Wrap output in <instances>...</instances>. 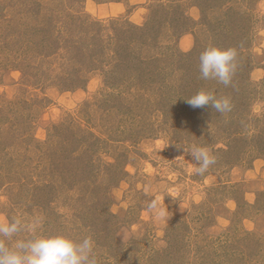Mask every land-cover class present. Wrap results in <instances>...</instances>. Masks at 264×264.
I'll use <instances>...</instances> for the list:
<instances>
[{"label": "rangeland", "instance_id": "rangeland-1", "mask_svg": "<svg viewBox=\"0 0 264 264\" xmlns=\"http://www.w3.org/2000/svg\"><path fill=\"white\" fill-rule=\"evenodd\" d=\"M195 1L178 35L152 13L169 0H0V218L90 236L98 264H264V0H220L208 26ZM210 46L237 50L231 85L201 77ZM200 90L231 112L191 107ZM189 139L216 157L203 175Z\"/></svg>", "mask_w": 264, "mask_h": 264}, {"label": "clouds", "instance_id": "clouds-1", "mask_svg": "<svg viewBox=\"0 0 264 264\" xmlns=\"http://www.w3.org/2000/svg\"><path fill=\"white\" fill-rule=\"evenodd\" d=\"M237 55L235 48L208 47L200 56L201 77L231 85L237 70ZM187 103L193 108L210 105L221 114H227L233 108L230 97H217L207 90L192 95ZM178 147L189 154L190 161L196 165L192 171L197 175H203L216 163V157L208 147L199 146L190 139ZM159 204L160 197H154L149 208L163 218L166 210L158 207ZM39 224V218H0V264H98L95 242L90 236L75 239L67 234L38 235ZM22 233L30 236L24 237Z\"/></svg>", "mask_w": 264, "mask_h": 264}, {"label": "trees", "instance_id": "trees-1", "mask_svg": "<svg viewBox=\"0 0 264 264\" xmlns=\"http://www.w3.org/2000/svg\"><path fill=\"white\" fill-rule=\"evenodd\" d=\"M24 3V2H23ZM41 2H39V0H33V3H31V5H30V8H32L33 7V4H35V8H36V5H39ZM195 3L197 4V5H199V7L201 8V14H202V23H203V25H205V26H208V25H211L212 24V21H210V18H209V11H211V10H214V9H217V8H221L222 7V1H220V0H197V1H195ZM41 5V4H40ZM223 8V7H222ZM229 9H231L232 10V6H230V8ZM180 10H182L181 9V4H179L178 2H177V0H169V3L168 4H157V5H155L154 6V9H153V16H156L157 14H159V13H161L160 15L162 16V15H168V14H171L172 15V20L170 19L169 21H167V24H169L170 23V21H171V27L173 28V29H175V31L178 33V35L179 34H182L183 32H185L187 29H188V27H189V19H188V17L186 16V15H184V13L181 11V13H179V11ZM225 13L224 14H228L229 12L227 11V10H225L224 11ZM164 17V16H163ZM178 17H179V19H178ZM158 18V17H157ZM182 18V19H181ZM153 19V18H152ZM152 19H149V21H148V24H151L152 25V23L154 24V23H163V22H161V20H155V22H152ZM218 23H219V25H226V18H218ZM147 24V25H148ZM217 24V23H216ZM98 25H100V23H98ZM218 25V24H217ZM95 26V25H94ZM44 27L45 26H41L40 28H39V31H41V30H43L44 31ZM135 27V29H139L140 28V30L141 29H143V28H141V27H139V26H134ZM47 29H50V28H47ZM47 29H45L46 31H47V33H52V30H47ZM113 30L114 29H116L115 27H113L112 28ZM123 31V30H122ZM116 32H118V30H116ZM115 32V33H116ZM45 34L44 36H42V38L41 39H46L47 37H49V34ZM97 35V34H96ZM99 35H102V34H99ZM89 39L86 41H83V42H75V47H78L81 51V53H82V51H83V49L81 48L82 46H84V45H86L87 46V48H89V47H93V46H102V39H103V36H101V37H99V36H96V38H95V34L94 35H90V36H88V35H86ZM84 38V37H83ZM95 39H97V41H98V43H97V41H96V43H95ZM84 40V39H83ZM82 41V40H81ZM103 47V46H102ZM116 51V55H119V58H122V59H126L125 61H127V60H129V56H131L132 57V55H131V50H130V48H128L127 46H125L124 48H123V50H120V49H118V50H115ZM130 57V58H131ZM97 140V139H96ZM99 141V140H98ZM92 145V144H91ZM93 145H94V143H93ZM92 145V146H93ZM96 207V206H95ZM97 208V207H96ZM93 211V214L95 215H97V218H103V215L101 214V211L100 210H96V212H95V210H92ZM104 217H108V215H104Z\"/></svg>", "mask_w": 264, "mask_h": 264}]
</instances>
